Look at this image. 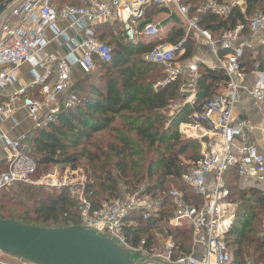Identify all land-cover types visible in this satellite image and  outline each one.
Listing matches in <instances>:
<instances>
[{
    "label": "built area",
    "instance_id": "obj_1",
    "mask_svg": "<svg viewBox=\"0 0 264 264\" xmlns=\"http://www.w3.org/2000/svg\"><path fill=\"white\" fill-rule=\"evenodd\" d=\"M243 4L244 0H205L197 11L226 16L235 6L244 10ZM150 6H175L187 26L186 39L191 30H197L209 46H214L212 34L199 25L197 15L189 14V7L184 0H84L82 5L65 4L61 7L50 0H26L13 13L28 18L31 26L18 29L6 25L3 27L5 39L0 43V89L15 82V68L19 63L31 64L35 72L33 83L40 86L42 98L25 95L22 104L37 126L41 124V118L44 122L53 120L60 109L58 106L49 107V103L68 86L72 67L78 65L82 72L88 74L94 70L96 60L102 63L112 61L111 48L96 38L93 26L100 22H119L129 41H134L138 34L155 37L159 33V26L147 19L146 11ZM59 18L68 20L70 27L79 26L83 32L80 40L70 42L64 36V31L57 30L64 43L70 46L69 54L65 56L44 52L45 30L55 25ZM263 35V10L244 16V21L235 28L221 33L218 42L225 54L218 58L217 68L226 75L224 89L194 111L189 121L179 124L180 134L184 138L199 141L201 146L200 158L193 162H182L181 179L202 198L203 203L198 206L188 201L184 192L175 187L162 194L167 195L175 207L174 215L168 221L170 226L180 228L186 222L190 224L193 245L200 247L199 255L190 252L174 257L175 243L171 238L159 251L155 250L154 245H149L145 237L136 246L127 240L124 228L134 225L132 213L141 212L142 218L147 219L156 205V200L145 191L144 183L133 193L104 200L99 207L94 208L86 191L87 178L83 174V177H77L80 169L59 164L54 165L52 171L37 175L36 160L22 143L25 136L12 137L2 127L1 122L11 118L14 113L11 102L3 100L0 101V146L5 156L4 168L0 169V190L17 183L67 188L79 205L80 225L109 236L125 247L128 255L132 252L138 253L141 259L143 256L142 264H227L232 258V250L227 244L226 235L235 219L238 204L230 199L224 173L234 167L244 182H264V144L259 147L253 142V123L235 114L240 90L244 88L246 51L252 52L254 40ZM184 41H157L143 56L145 61L164 67L167 73L163 81L165 83L177 78L182 71L183 65L177 59L184 50ZM37 67L43 68L44 73L37 74ZM188 69L194 74L186 82L194 84L197 65L189 64ZM53 70L54 81L50 83L48 79ZM253 73L255 79L248 93L259 108L264 109V70L256 64ZM23 91L24 88H21L20 93ZM190 91L184 89L183 84L180 93L186 101L189 100ZM77 101L78 96L71 92L63 101L62 108H70ZM178 105L173 102L172 107L177 108ZM43 110L45 113L39 115ZM259 126L264 141V121ZM61 170H64L63 173ZM69 172L70 177L67 175ZM60 174L62 176L59 177ZM262 223L264 227V219ZM0 264L19 263L0 260Z\"/></svg>",
    "mask_w": 264,
    "mask_h": 264
},
{
    "label": "trees",
    "instance_id": "obj_2",
    "mask_svg": "<svg viewBox=\"0 0 264 264\" xmlns=\"http://www.w3.org/2000/svg\"><path fill=\"white\" fill-rule=\"evenodd\" d=\"M5 1L0 0V4ZM204 1L184 0L190 14H197L199 25L212 34L215 42L224 30L243 22L244 16L264 11V0H244V10L235 6L226 16L198 13ZM103 30L100 34L95 31V36L109 45L112 61H95L94 72L81 87L76 105L62 108L53 120L31 131L26 151L36 160L37 175L59 164L77 168L82 159L86 191L94 208L104 200L133 193L144 183L156 205L147 219L142 218L141 212L132 213L134 225L124 228L127 240L136 246L145 237L153 245L159 233L174 241V257L190 253L193 250L190 224L186 222L180 228L168 226L165 233L162 230L175 212L172 201L162 192L175 187L184 192L188 201L198 206L203 203L181 179L182 162L200 158L201 146L197 140L184 138L179 124L189 121L205 101L222 92L226 75L222 69L200 65L194 86L195 100L182 104L169 115L168 107L182 100V77L165 83L164 67L143 59L155 44L146 46L137 39L129 41L122 28L113 24ZM183 36V31L178 30L170 41L179 42ZM190 53L187 49L184 57ZM256 54L263 66L264 48ZM250 56L251 52L246 51L244 60ZM99 69L104 71L103 87L97 84ZM224 181L230 199L238 204L226 235L232 250L227 264H264V182H244L234 167L224 173ZM0 218L49 228L81 223L77 201L67 188L24 183L0 190ZM58 220L61 225H57Z\"/></svg>",
    "mask_w": 264,
    "mask_h": 264
},
{
    "label": "crops",
    "instance_id": "obj_3",
    "mask_svg": "<svg viewBox=\"0 0 264 264\" xmlns=\"http://www.w3.org/2000/svg\"><path fill=\"white\" fill-rule=\"evenodd\" d=\"M24 1L26 0H13L9 3L6 10L0 14V43L3 42V40L5 39L3 33V27L5 25L17 29L27 28V26H31V23L28 18L24 19L21 15L18 16L13 13V10L20 4H22ZM50 2L61 7L65 4L82 5L84 0H50ZM243 8H245V5L243 6ZM146 13L147 19L152 20L158 24L159 33L157 34V36L154 37L153 40H148V38L143 34H138L136 37V41H141L143 45H152L155 44L157 41L168 43L171 42V38H174L173 36L178 30H182L184 33V36L182 38V40L185 39L184 50L178 55L177 62L183 65L182 71L179 75L183 79L182 86L184 84V89H190L191 91L188 97V101H186V99L182 95L181 102H177V104H179L177 108L172 107L173 103L168 107V113L169 115H171L176 109L181 107L182 104L187 102L191 103L195 100V83L188 84L186 82L189 76H192L194 74V72L188 69V65H197V70L195 73L198 76V69L200 65H204L209 68H217V66L219 65L218 58L224 57L223 55L225 54V52L222 53V50L224 49L221 47V44L219 42H215L213 47L209 46L206 43L203 35H201L197 30H191L186 39L185 35L187 31V26L184 22L183 17L179 14L175 6H150L147 9ZM69 24L70 22L68 20H62L61 18H59L55 21V25L46 28L44 33V38L46 41V45L44 47L45 53H55L59 56H65L66 54H69L70 46L64 43L63 38L59 36L57 30L64 31V36L70 42L78 41L83 37V32L79 26L70 27ZM111 24L116 25L120 30L122 28L119 22H100L95 24L93 26V29L94 31L99 32L100 34V32H104V26ZM253 44L254 48L252 49V52L250 51L251 56L248 59L246 58L244 63L246 70L243 82L244 88L240 90V101L235 108V114L239 118L248 119L253 123L254 129L251 137L253 142L257 146L261 147L263 146L264 141L261 135V131L259 130V125L264 121V109L259 108V106L255 103V101L248 93V88H250L255 79L253 73L255 70V65L258 64L259 68L264 70V65L262 66L261 63H259L256 54L257 50H259L260 48H264V35L257 37L254 40ZM187 49L190 50L191 53L188 56L184 57V55L187 54ZM32 69L33 68L31 64L27 62L19 63L15 68V82L4 89H0V101H10L12 106L14 107L13 116L9 119L2 121V127L4 130L8 131L12 137H19L21 135H24L25 139L22 143L26 147V149V140L31 131L40 128L48 122H44L43 118H41V124L37 126L35 122L29 117L26 108L22 104V97L25 95L38 99L42 98V95L40 93V86L38 84L33 83L35 72L32 71ZM35 71L39 75L44 73L43 68L40 67H37ZM93 72L94 70L91 73L85 74L84 72H82L78 65H74L71 70L70 82L68 86L65 88V90L55 96L54 100L49 103V107L58 106L61 110L63 107L62 103L68 97L69 93L74 92L76 95H79L78 93L80 92V86H84L86 84L87 78ZM54 74L55 72L53 70L48 79L50 83L54 81ZM103 86L104 82L102 83V87ZM21 88H24L23 93H20ZM45 110H48V108H45ZM44 113L45 112L43 110L42 113H39V115H43ZM4 156L5 151L0 146V169L4 168ZM192 252L196 253V255H199V253H201L200 247H198L197 245H193ZM4 255L6 254L0 252V260L19 264L25 263L20 258H16L9 255L5 256L9 258H5Z\"/></svg>",
    "mask_w": 264,
    "mask_h": 264
},
{
    "label": "water",
    "instance_id": "obj_4",
    "mask_svg": "<svg viewBox=\"0 0 264 264\" xmlns=\"http://www.w3.org/2000/svg\"><path fill=\"white\" fill-rule=\"evenodd\" d=\"M12 1L0 4V14ZM0 252L33 264H135L125 247L82 225L49 228L0 218Z\"/></svg>",
    "mask_w": 264,
    "mask_h": 264
},
{
    "label": "rangeland",
    "instance_id": "obj_5",
    "mask_svg": "<svg viewBox=\"0 0 264 264\" xmlns=\"http://www.w3.org/2000/svg\"><path fill=\"white\" fill-rule=\"evenodd\" d=\"M148 38V40H153L154 39V37H147ZM99 72H100V79H99V81L97 82V84H101V86H102V83H103V80H102V78H103V75H104V71L102 70V69H99L98 70ZM82 86H80V88H81ZM80 88H79V91H80ZM79 94V93H78ZM77 150H81V147H78L77 148ZM200 150V149H199ZM264 152V151H263ZM81 162H83V160L82 159H80V162H79V164H78V169H80L81 171H79L78 173V179L79 178H81V177H83V175L86 177V175L84 174V172H83V167L81 166ZM50 171H52V168L49 170V171H47V172H50ZM62 172L61 173H63V171L64 170H61ZM45 174V173H44ZM83 174V175H82ZM69 177H70V172L67 174ZM60 176H62V174H60L59 175V177ZM178 189V188H177ZM70 195H71V193H69ZM72 196V195H71ZM77 206H79L78 205V203H77ZM58 224L57 225H61L62 224V221L61 220H58ZM56 225V226H57ZM263 225V224H262ZM168 226L169 227H171V228H173L172 226H170V224H169V222H168V224L167 225H165V226H163V228H162V230L164 231V233H165V231H166V229H168ZM170 238H165V237H163V235L162 234H159V233H157L156 234V239H155V242H154V246L156 247V251H159L163 246H164V244L167 242V240H169ZM6 255H4V257H5ZM5 258H9V257H5ZM129 258H131V260H133V261H135L137 264H142L143 263V256H142V259H141V257L139 256V254L138 253H132V252H130V254H129ZM23 262H25V263H22V264H33V263H30V262H28V261H23Z\"/></svg>",
    "mask_w": 264,
    "mask_h": 264
}]
</instances>
